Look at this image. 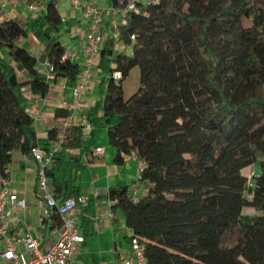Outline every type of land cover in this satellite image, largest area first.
I'll list each match as a JSON object with an SVG mask.
<instances>
[{
  "label": "trees",
  "instance_id": "1",
  "mask_svg": "<svg viewBox=\"0 0 264 264\" xmlns=\"http://www.w3.org/2000/svg\"><path fill=\"white\" fill-rule=\"evenodd\" d=\"M129 1L135 9L109 28L96 58L100 97L85 111L88 137L79 122L63 126L71 110L58 105L39 138L24 93L43 97L58 77L73 88L80 76V63L62 58L58 0H45L34 18L0 20V178L14 149L57 146L44 166L51 193L58 202L76 197L85 164L102 159L92 149L105 129L116 164L132 154L144 163L134 185L121 181L106 194L146 264H264V0H109L121 8ZM29 33L44 45L39 56L22 44ZM135 66L139 86L124 97ZM251 164L248 177L242 169ZM34 194L43 205L37 180ZM49 214L59 226L54 206ZM94 220L89 200L84 238Z\"/></svg>",
  "mask_w": 264,
  "mask_h": 264
},
{
  "label": "crops",
  "instance_id": "2",
  "mask_svg": "<svg viewBox=\"0 0 264 264\" xmlns=\"http://www.w3.org/2000/svg\"><path fill=\"white\" fill-rule=\"evenodd\" d=\"M97 4L102 0H95ZM110 2L107 0V4ZM4 4V12L0 10V20L9 17L34 18L44 11V3L37 4L36 9H30L25 0H0V5ZM66 14L60 11L63 21V32L71 37L68 48H75L79 51L84 37V31L80 24V10L73 6H66ZM105 18L102 22L103 31L109 30V19ZM25 39H30L31 43H26V47L36 56H39L43 50V44L29 33ZM24 40V39H23ZM98 77V69L95 65V74L92 78ZM23 77L22 73L19 75ZM92 81V79H91ZM95 87V88H93ZM73 89L65 77H58L50 83L47 93L43 97L34 95L25 88L24 93L29 100V110L34 116V126L39 138H46L47 130L52 124L54 108L58 105L66 106L73 110L74 96ZM89 98L83 100L73 114V122H80L81 116L85 113L88 106L94 103L100 97L98 79L96 85L90 82L86 92ZM92 129L88 132V136ZM95 145L102 147L101 153H92L101 156V160L93 163H86L85 168L80 174L79 184L81 193L88 195V201L91 200L95 213L94 234L91 237H85L79 245L76 257L81 264H110L112 259L119 258L122 252L128 247L129 243L124 238L130 233L129 227L124 223L123 216L118 210L114 215L110 209L111 202L107 197V188L121 181L130 185L135 184L138 176L139 161L133 156L126 158L123 164H116L113 161L114 149L107 143L104 129L100 134L95 135ZM37 163L32 154H24L18 149L12 151V160L8 168V179L11 189L15 191L18 197L26 200V207L20 210L14 218L15 228L20 230H30L36 236L40 233L37 230L40 214L41 200L34 194V185L36 180ZM13 229V227L11 228ZM119 256H116V253Z\"/></svg>",
  "mask_w": 264,
  "mask_h": 264
},
{
  "label": "built area",
  "instance_id": "3",
  "mask_svg": "<svg viewBox=\"0 0 264 264\" xmlns=\"http://www.w3.org/2000/svg\"><path fill=\"white\" fill-rule=\"evenodd\" d=\"M69 5L80 9V24L84 31L80 50L66 48L62 58L69 57L77 60L81 66L80 76L72 88L74 103L71 114L63 121V126L73 122V114L81 106L83 96L95 74L96 58L102 42L106 36H111L108 31L102 30V22L108 16L109 28L114 32L118 23L125 22L128 9H135L134 2L129 1L124 8L107 4L102 0L97 4L95 0H68ZM1 7L4 4L0 5ZM30 9H36L35 3L28 4ZM64 21V18H63ZM118 48H124L122 43ZM45 69L50 67L47 60L40 62ZM48 70H46L47 72ZM119 76V72H115ZM51 75L47 72V77ZM83 135L87 136L91 124L87 121L85 113L81 116ZM60 139L62 134L59 135ZM51 150H45L37 145L32 149L36 167L37 189L44 203L41 205V214L37 226L40 235L36 236L30 230H20L14 223V218L20 210L26 207V200L18 197L11 189L7 177L0 178V264H81L76 257L79 245L84 241L80 228L82 208L88 203V195L81 193L76 197H68L58 202L51 193L48 177L45 175L44 166L49 162ZM93 152L101 153L102 147L95 146ZM134 158L135 155H131ZM139 161L138 174L144 163ZM134 185V184H133ZM54 206L60 217L59 226H51L50 208ZM13 227V229H11ZM110 264H146L143 245L133 238L129 247L121 253L119 258H114Z\"/></svg>",
  "mask_w": 264,
  "mask_h": 264
},
{
  "label": "rangeland",
  "instance_id": "4",
  "mask_svg": "<svg viewBox=\"0 0 264 264\" xmlns=\"http://www.w3.org/2000/svg\"><path fill=\"white\" fill-rule=\"evenodd\" d=\"M42 1L44 3L45 0H42ZM144 1H146V0H144ZM58 5H59V10L62 13L66 14V12L68 11V8L66 6L69 5V1L68 0H58ZM44 6H45V3H44ZM74 8H77L78 9V7H74ZM0 10H2V12H4V6L1 7ZM57 36H58L59 40L63 44L70 45L71 37L67 34V32H63V31L60 30V31L57 32ZM26 43H29L30 44L31 43L30 39H24V40H22V44L24 46L27 45ZM139 74H140V69H139L138 66H135V67H133L130 70L128 77L123 81V94H124V97H128L130 94H132L138 88V86H139ZM97 79H98V77L96 75V77L92 78L91 83L94 84V85H96ZM93 88H95V87H93ZM86 98H89V94L87 95L85 93L84 96H83V99H86ZM104 132H105V129H104ZM98 133L100 134V131H98ZM255 167H256V165L251 164V165L243 168L242 169V172L246 176L250 177L254 173ZM39 201H40V199H39ZM244 212L245 213L253 214L255 211L253 210V208L245 207L244 208ZM91 236H89V237H91Z\"/></svg>",
  "mask_w": 264,
  "mask_h": 264
},
{
  "label": "bare ground",
  "instance_id": "5",
  "mask_svg": "<svg viewBox=\"0 0 264 264\" xmlns=\"http://www.w3.org/2000/svg\"><path fill=\"white\" fill-rule=\"evenodd\" d=\"M109 1V0H108ZM37 5V4H36ZM67 47V46H66ZM68 48V47H67Z\"/></svg>",
  "mask_w": 264,
  "mask_h": 264
}]
</instances>
